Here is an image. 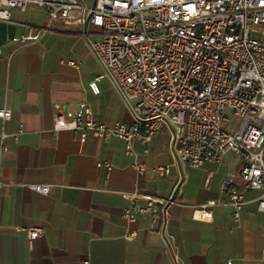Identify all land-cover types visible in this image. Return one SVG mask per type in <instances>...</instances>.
I'll use <instances>...</instances> for the list:
<instances>
[{"label": "crops", "instance_id": "0c3cea01", "mask_svg": "<svg viewBox=\"0 0 264 264\" xmlns=\"http://www.w3.org/2000/svg\"><path fill=\"white\" fill-rule=\"evenodd\" d=\"M79 1L91 6L94 0ZM79 17L73 11L70 23L52 24L37 42L7 40L0 48V108L11 111L4 124L0 120L8 146L0 171L3 180L17 183L0 187V264H260L264 213L257 210V191H243L237 224L226 203L214 209L212 222L191 218V205L216 197L225 174L239 167L232 152L221 165L191 168L174 160L164 131L153 138L149 152L134 139L131 154L117 137L80 142L68 130L53 131L54 104L74 109L86 102L97 121L132 122L107 78L98 80V95L90 92L88 82L102 67L87 40L99 39L101 32L89 22L79 23ZM46 20L41 6L13 10L14 37ZM19 125L22 132L14 141ZM101 160L113 166L108 180L96 166ZM134 163L143 164V174ZM157 165H170L169 174L159 176L152 170ZM179 179L181 193L169 209L165 236L151 228L149 216L127 222L122 211L128 200L103 191L137 188L143 195L166 197ZM28 183L52 187L43 195L22 185ZM17 226L38 227L43 234L30 242Z\"/></svg>", "mask_w": 264, "mask_h": 264}, {"label": "built area", "instance_id": "2783aa9c", "mask_svg": "<svg viewBox=\"0 0 264 264\" xmlns=\"http://www.w3.org/2000/svg\"><path fill=\"white\" fill-rule=\"evenodd\" d=\"M31 5L45 8V24L11 40L37 42L52 24H68L71 13L79 12V23L89 22L101 32L99 39L87 40L102 67L88 82L90 92L98 95V80L107 78L132 116L129 124L107 125L94 118L86 102L74 109L54 104V132L68 130L80 142L117 137L131 154L134 139L149 152L153 138L164 131L174 160L191 168L207 162L221 165L232 152L239 167L225 174L216 197L191 205V218L212 222L214 209L226 203L237 224L243 191L251 190L258 192L257 210L264 213V0H94L91 6L79 0H0V21L13 22V10L25 12ZM10 116L8 108H0L2 124ZM21 132L19 125L14 141ZM5 137L0 130V164L8 149ZM96 166L108 180L112 164L101 160ZM134 168L139 175L145 171L141 163ZM152 170L165 176L170 165ZM10 184L17 185L3 180L0 171V187ZM180 184L179 179L166 197L143 195L137 188L103 191L128 200L122 211L127 222L149 216L151 228L165 236ZM22 185L43 195L52 187ZM15 230L30 242L43 234L38 227ZM125 238L131 240L133 234L127 232Z\"/></svg>", "mask_w": 264, "mask_h": 264}, {"label": "water", "instance_id": "95a60500", "mask_svg": "<svg viewBox=\"0 0 264 264\" xmlns=\"http://www.w3.org/2000/svg\"><path fill=\"white\" fill-rule=\"evenodd\" d=\"M16 24L14 22L6 23L0 21V45L14 37Z\"/></svg>", "mask_w": 264, "mask_h": 264}]
</instances>
